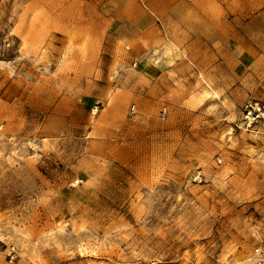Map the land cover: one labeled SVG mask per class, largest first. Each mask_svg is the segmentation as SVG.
Returning a JSON list of instances; mask_svg holds the SVG:
<instances>
[{
	"label": "rangeland",
	"instance_id": "1",
	"mask_svg": "<svg viewBox=\"0 0 264 264\" xmlns=\"http://www.w3.org/2000/svg\"><path fill=\"white\" fill-rule=\"evenodd\" d=\"M168 1L0 0V264H264V19Z\"/></svg>",
	"mask_w": 264,
	"mask_h": 264
},
{
	"label": "crops",
	"instance_id": "2",
	"mask_svg": "<svg viewBox=\"0 0 264 264\" xmlns=\"http://www.w3.org/2000/svg\"><path fill=\"white\" fill-rule=\"evenodd\" d=\"M158 10L169 14L168 17L176 23L182 22V25L179 26L183 29V33L185 32L184 28H191V23H195L193 26L198 24L197 27L192 28L200 29L201 27L208 28L207 24H211L213 21L215 28L222 26L230 28V35L234 37L235 31L239 28L247 29L246 34L248 35L250 27H263V23L259 25L255 20L260 16L264 19V0H169L164 9L158 7ZM195 35L198 36L197 32L193 36L195 37ZM246 41L251 42L248 37ZM179 49L181 46H176L174 50L176 56L173 63H176L180 58L177 56ZM231 49L234 50L230 53H222L221 49H218L219 53L215 54L214 58L218 60L223 57L231 61L237 59V48L233 46ZM245 54L247 59L255 58L252 51ZM174 73V70L167 69L164 74L173 75Z\"/></svg>",
	"mask_w": 264,
	"mask_h": 264
},
{
	"label": "built area",
	"instance_id": "3",
	"mask_svg": "<svg viewBox=\"0 0 264 264\" xmlns=\"http://www.w3.org/2000/svg\"><path fill=\"white\" fill-rule=\"evenodd\" d=\"M134 109H135V107H134V106H132V110H134ZM163 111H165V109H164Z\"/></svg>",
	"mask_w": 264,
	"mask_h": 264
}]
</instances>
